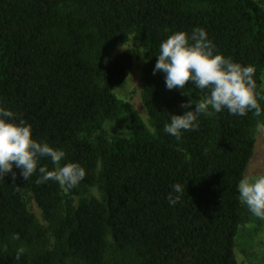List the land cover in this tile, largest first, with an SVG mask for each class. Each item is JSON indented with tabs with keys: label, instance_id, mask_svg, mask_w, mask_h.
<instances>
[{
	"label": "trees",
	"instance_id": "16d2710c",
	"mask_svg": "<svg viewBox=\"0 0 264 264\" xmlns=\"http://www.w3.org/2000/svg\"><path fill=\"white\" fill-rule=\"evenodd\" d=\"M194 28L218 54L255 67L264 108V9L255 0H0V106L30 124L33 139L64 150L61 165L85 171L69 191L15 168V180H0V264H238L241 226L255 217L236 186L264 116L201 115L180 141L163 131L204 95L188 84L183 95L167 90L164 74H153L161 42ZM130 35L146 48L151 129L113 92L132 65L130 53L113 51ZM116 120L126 136L104 132ZM177 183L184 191L170 206Z\"/></svg>",
	"mask_w": 264,
	"mask_h": 264
},
{
	"label": "clouds",
	"instance_id": "9594fccd",
	"mask_svg": "<svg viewBox=\"0 0 264 264\" xmlns=\"http://www.w3.org/2000/svg\"><path fill=\"white\" fill-rule=\"evenodd\" d=\"M122 50H127L125 44ZM156 57L153 74H164L167 90L175 89L183 95L188 84L204 93L203 98L195 103L191 98L183 103V114L170 115V122L164 125L163 131L177 141L182 139L184 132L198 130L201 115L211 116L227 111L235 116H246L248 113L256 117L264 116V108L258 102L255 67L243 66L230 57L218 54L203 28H194L190 33L178 31L171 34L161 42ZM257 127L264 129V121L259 122ZM65 157L64 150L33 139L32 126L0 106V180L9 173L15 180V168L20 170V176L25 181L38 172L37 184L51 180L69 191L84 179L85 171L76 163L61 165ZM43 159L49 160L55 167L49 170L47 166H41ZM183 191L181 184L172 185V192L168 195L170 206L180 201ZM236 191L252 216L264 220V172L243 175Z\"/></svg>",
	"mask_w": 264,
	"mask_h": 264
},
{
	"label": "rangeland",
	"instance_id": "374dc122",
	"mask_svg": "<svg viewBox=\"0 0 264 264\" xmlns=\"http://www.w3.org/2000/svg\"><path fill=\"white\" fill-rule=\"evenodd\" d=\"M255 1L264 9V0ZM124 44L127 50H122V45ZM122 52L131 54V71L121 84L114 87L113 92L119 100L129 103L141 117L147 128L151 129L142 102L143 74L147 64L145 57L146 48L138 43L134 35H130L126 42L117 44L113 51V56ZM261 81V87L264 91V71L261 75ZM141 113L144 114L142 115ZM261 121H264V118L258 120L253 130L254 149L244 175L264 172V129L257 127ZM104 132L108 136H126L128 129L123 122L116 120L106 122ZM92 194L95 197H99L95 190L92 191ZM25 200L27 209L35 215L41 225L46 226L41 212L33 199L26 197ZM235 256L238 264H264V220L255 217L252 222H245L241 226L235 247Z\"/></svg>",
	"mask_w": 264,
	"mask_h": 264
}]
</instances>
